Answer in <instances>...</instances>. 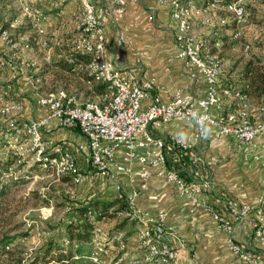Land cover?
Instances as JSON below:
<instances>
[{"label": "built area", "instance_id": "1", "mask_svg": "<svg viewBox=\"0 0 264 264\" xmlns=\"http://www.w3.org/2000/svg\"><path fill=\"white\" fill-rule=\"evenodd\" d=\"M61 1H53L58 7L55 11L58 17L63 16L65 11ZM77 1L80 8L73 14L75 33L70 39V50L89 55V61L84 66L88 77L85 81L88 84H101L102 92L86 100L63 87L44 92L39 76L25 74L27 83L34 91L37 106L44 111L40 117L26 120L12 115L21 111L22 101L10 99L0 91V115L5 118L0 125V155L3 159H11L6 168L0 171V191L6 186L8 177L16 178V172L20 170L18 166L24 161L31 162L57 179L68 177L77 184L93 179L95 175L110 176L114 180L118 205L124 204L115 211L114 217L125 220L129 230L109 228L95 219L94 211L88 208L84 218L93 223L86 240L90 248L88 253H78L76 258L81 264H169L179 252L171 241L173 227L164 221L161 214L150 215L142 211L134 202L136 193L125 192L122 183L117 181V173L131 171V164L136 161L141 180L147 181L150 167L162 166L166 171V181L180 195L196 199L199 191L208 189L210 178L204 172L192 144L176 138L168 141L154 136L149 125L160 126L172 118H182L193 123L194 137L198 140L201 139L202 126L206 124L214 127L219 134L232 135L236 145L247 153L255 137L264 132V118L253 121L245 97L229 86L219 87L222 64L218 42L190 31L191 15L200 13L192 0L158 1L170 7L172 18L176 21L174 44L185 73L194 78L201 75L205 81V94L200 97L181 88L163 95L153 80L142 76L141 67H124L121 54L128 38L123 34L118 37L119 47L114 52V58H108L102 13L91 0ZM245 2L233 0L222 8L237 23H241L245 17ZM215 3L213 0L209 5L214 6ZM110 8L114 10V5ZM19 9L35 33L39 47L52 50L62 46L60 38L46 33L40 25L45 15L37 5V0L21 3ZM220 21L223 23L224 19ZM201 22L208 23V18L202 16ZM18 25V19L14 18L7 27L0 29V40L6 47L3 57H0V69L9 67L14 77L30 65L18 52L17 41L13 36ZM239 34L238 29L234 37ZM67 61L71 62L70 56ZM80 66L78 64L77 67ZM223 97H232L238 105L213 116L211 108L220 109ZM260 110L264 117V107L260 106ZM58 127L76 129L86 137L85 148L94 170L80 172L76 157L67 147V141L55 143L49 137ZM119 147H123L121 160L116 158ZM263 202L264 198L261 199V205L254 209L257 218L254 234L264 244ZM226 205L235 222L244 220L252 210L248 203L233 200H227ZM209 209L220 228L230 235V250L245 264H259V257L254 250L233 239L232 222L214 207ZM70 212L66 222L78 223L80 217L77 209ZM48 215L49 212L42 216ZM56 230L58 242L67 249L69 241L65 225ZM182 245L186 246L187 243L182 241Z\"/></svg>", "mask_w": 264, "mask_h": 264}, {"label": "crops", "instance_id": "2", "mask_svg": "<svg viewBox=\"0 0 264 264\" xmlns=\"http://www.w3.org/2000/svg\"><path fill=\"white\" fill-rule=\"evenodd\" d=\"M53 1L37 0V5L45 15L40 25L46 33L60 38L62 41L61 47L50 50L51 60L55 61L61 58L67 60L69 55L65 53L70 50V39L75 33L73 14L80 8V4L77 0H62L61 3L65 11L63 16L58 17L55 14L58 7L53 4ZM91 1L102 13L106 39L105 51L108 58H114V52L119 47L118 37L123 34L128 38L121 54V63L124 67L131 65L141 67L142 76L153 80L163 95L171 94L179 88L199 97L205 94L203 77L198 75L194 78L187 75L181 59L177 56L174 44L176 21L172 18L170 7L166 3L158 0ZM192 1L196 4L195 7L200 9V13L191 15L190 31L201 36L198 34L201 29L198 27L197 20L202 16L205 8L200 7L201 2L198 0ZM113 5L114 10L110 8ZM221 30V36L231 31L223 28ZM32 38L30 42L37 49H44L36 43V35ZM5 49L3 46V52ZM51 52L52 54H50ZM49 55L47 52L46 58ZM51 60H47V62H51ZM28 61L30 72L26 74L39 76L41 78L40 86L43 90L65 87L68 92H75L74 94L82 100L96 97L97 94L90 92L85 95L87 91L85 81L79 75L76 74L69 79L53 78L52 70L44 72L46 70L41 69L33 59ZM221 64L222 69L218 78L219 87L232 86V88H236L238 86V71L241 66L233 67L225 57L221 58ZM77 69L76 73L78 71L83 73L79 67ZM47 73L50 75L48 74V80L43 83L42 79L46 80L44 75ZM8 74L7 78H11ZM20 78L22 82L17 84L18 91L24 89L28 93V97H16L20 92H12L13 96L11 97L13 98L11 99L22 101L21 111L12 115L26 120L40 117L44 111L37 106L33 89L27 83L25 74ZM6 89L4 84V89L1 92L10 98L9 90ZM83 93L84 96L78 95ZM234 100L232 97H223L221 108L212 107L211 114L215 116L219 111H227L231 110V107H236L237 100ZM0 119V125H2L5 118L0 115ZM251 119L259 120L254 114ZM148 128L154 136H160L168 141L176 138L191 143L204 172L210 178L208 189L203 188L197 194L196 199H190L180 195L177 189L166 181V171L162 166L150 167L147 181L141 180L140 168L136 161L132 162L131 171L117 173V181L122 183L125 192L134 191L136 193L134 202L142 211L150 215L161 214L164 221L173 227L171 241L179 252L169 264H245L230 250L228 246L230 235L218 226L211 215L210 207L219 210L225 218L232 222L234 240L254 250L259 257V264H264V245L259 243L254 236L257 219L254 209L261 205V199L264 198V132L255 137L253 146L246 153L236 145L232 135L219 134L212 126L209 127L211 129L210 137L197 140L194 137L193 123L182 118H172L160 126L151 124ZM49 137L55 143L62 140L67 141V147L76 157L79 168L86 171L94 170L85 148L86 137L81 132L76 129L58 127L49 134ZM122 152L123 147L116 150L117 160H121ZM93 179L94 182L91 186L81 188L79 186L81 184H78L76 193L70 194L73 201L69 203L71 206L66 207L69 212L72 211V207L76 209V206L82 201L91 199L112 201L116 198L114 180L110 176L95 175ZM60 180L61 184L66 186L71 182L68 177H62ZM89 187L92 189V194ZM227 200L248 203L252 208L248 217L243 221H233L226 205ZM108 220L102 222L113 229L116 222L115 217L110 218L112 222H108ZM65 223L66 221L60 226ZM126 226V229L129 230V225ZM182 241H185L187 245H182Z\"/></svg>", "mask_w": 264, "mask_h": 264}, {"label": "rangeland", "instance_id": "3", "mask_svg": "<svg viewBox=\"0 0 264 264\" xmlns=\"http://www.w3.org/2000/svg\"><path fill=\"white\" fill-rule=\"evenodd\" d=\"M202 1L203 0H198V2ZM24 2L29 3V0H0V28L4 21L9 22L11 19L17 18L18 23L26 30L18 35H15L13 32L17 41L18 52L27 60L33 59L36 64L40 65L41 69L46 70L44 72H49L51 66L50 62H47V60L50 61L52 59V56L49 55L50 50L45 51L46 49H37L35 45L30 42L33 39L32 36L35 34L32 32V29H29L26 18L19 9L20 4ZM219 11L220 7L218 4L214 6L209 5L202 12V16L208 18V23L204 24L201 22L202 16L197 20L199 22L198 27L201 29L198 34L209 38L210 41L222 33L221 15ZM229 16V20H234L230 14ZM263 17L264 0H246L244 20L241 21V23H237L235 20L236 29L226 34L227 36H232L234 39L233 42L230 43L232 45L226 49L225 53L220 52L222 54L221 58L225 57L228 59V63L233 65V67H239L242 66L245 59L250 57L251 52L257 53L258 55L264 53L257 47L258 45H263L260 47H264V19L258 22V19ZM8 22L5 27L8 26ZM238 29L240 30V34L234 37V32ZM246 45H248L247 48H245ZM3 46L0 40V57H3ZM47 52L49 55L48 58H46ZM50 54H52V52ZM29 66L23 69L22 72L16 74L15 79L9 67L5 66L0 69V81H3L6 88L9 90L8 94L10 99L13 98L11 97L13 96L12 92L18 91L17 86L22 82L20 81V77L30 72ZM8 72L11 78H7ZM48 74L49 73L44 75L46 80L42 79L43 83L48 80ZM12 79H14V81H12ZM45 91L47 90H44V92ZM18 92L22 94L18 93L16 97H28V93H26L24 89H20ZM72 93L75 92L72 91ZM78 95L81 97L84 96V93ZM83 98L85 99V97ZM234 108L235 107H231V110ZM250 112L254 114V116L257 114L252 107ZM18 167L20 170L16 172V178L13 176L8 177L7 184L2 188V192L0 193V237L5 234L19 236L18 239H15L16 242L10 247L9 253L11 254L7 256L0 255V264H15L17 258L22 259L28 257L31 253L39 250L43 243L49 238H53L54 240L57 239L59 235L56 228L65 222L71 214L69 209H66L67 206H71L69 204L70 201H73L70 194L76 193L78 184H81L79 185L81 188H86L92 185L94 179H97L85 180L78 184L71 181L67 184L68 187L61 184V180L57 179L53 174L38 170L39 168H36L31 162L25 163L24 161ZM79 171L82 173L86 172L83 168H79ZM90 189L89 187V190ZM90 191L92 194V189ZM47 210L49 215L43 217V214L48 213ZM71 210H75V208L72 207ZM110 221L112 222V220L109 219L108 222ZM117 222L118 221L115 222V225ZM119 223H122V229L127 228V222L124 220ZM232 237H234L233 225ZM261 244L264 245L263 243ZM80 247L79 253L89 252L90 246L88 242H85ZM29 252L30 254L28 255ZM79 263H81V261H79Z\"/></svg>", "mask_w": 264, "mask_h": 264}, {"label": "trees", "instance_id": "4", "mask_svg": "<svg viewBox=\"0 0 264 264\" xmlns=\"http://www.w3.org/2000/svg\"><path fill=\"white\" fill-rule=\"evenodd\" d=\"M213 0H203L201 2L202 8H206L209 6V3ZM216 3L220 7V19H224V22L221 24V27L223 29H230L234 30L236 29V21L235 20H229L228 18L229 13H227L222 6L225 5L227 2L233 1V0H215ZM264 19H258V22L260 20ZM12 20V19H11ZM8 21H4L1 25L0 29H3ZM29 26V25H28ZM21 28V29H20ZM29 29L30 26H29ZM21 30V31H20ZM26 30L23 29V27L17 26V28L14 31L15 35L20 34L21 32H25ZM17 33V34H16ZM13 34V36H15ZM233 37L227 36V35H219L218 37H215L212 39V42L217 41L218 42V53L219 57L221 58L222 54L225 53L226 49L229 48L233 42ZM263 45H258V49H261L262 52H264V47H260ZM221 52V53H220ZM71 57V62L67 61L64 58L57 59L55 61L50 62L51 68L49 70H52V76L53 78L57 79H69L71 77H74L76 74L79 75L83 81L88 79V77L85 75V69L84 66L89 61V55L87 53L77 52L74 50H67L66 53ZM78 64H81L79 69L83 71V73H80V71L77 72V66ZM86 86V93H93V94H99L102 92V85L101 84H88L86 81L84 82ZM238 86L236 89L243 97H245V100L248 104V110L250 112L251 107L255 109V112H257L256 116L259 119H263V112L260 110V106L264 107V53L261 55H258L257 53L251 52L250 57L245 59L242 63V66L240 70L238 71ZM4 82L0 81V91L4 89ZM88 84V85H87ZM232 88V86H229ZM65 88V87H63ZM235 101V100H234ZM238 105V103H237ZM254 113V112H253ZM250 116L252 117V113L250 112ZM11 161V159H3L0 157V171L4 170L7 166V164ZM2 190L0 191V193ZM118 200L115 198L112 201H103L99 199H91L87 201H82L79 203L78 206H76V209L79 213L80 221L78 223H74L72 221H68L65 223V231L67 234V238L69 241V245L67 249H64L62 245L58 242L57 239L49 238L46 242L43 243V245L40 247L39 250L31 253L26 258H17L15 264H81L79 263V259L76 258V255L79 253L80 246L86 242V240L89 237L90 231L93 227V223L89 222L87 219L84 218L85 211L88 208H91L94 211L95 219L102 221H105L106 219H110L111 217L115 216V211L120 209L122 206H124L123 203H120L118 205ZM264 205V202L262 203ZM115 206V207H114ZM110 207H114L113 210H109ZM122 220H118V222L115 225V229H122L121 222ZM125 221V220H124ZM126 222V221H125ZM19 235H2L0 237V255H10V247L16 242L15 239ZM58 238V237H57ZM18 239V238H17ZM8 246V248H6ZM6 264V263H4Z\"/></svg>", "mask_w": 264, "mask_h": 264}, {"label": "clouds", "instance_id": "5", "mask_svg": "<svg viewBox=\"0 0 264 264\" xmlns=\"http://www.w3.org/2000/svg\"><path fill=\"white\" fill-rule=\"evenodd\" d=\"M211 135V129L205 124L202 126V131L200 133L201 139H207Z\"/></svg>", "mask_w": 264, "mask_h": 264}]
</instances>
